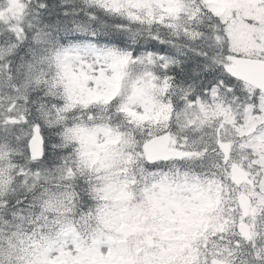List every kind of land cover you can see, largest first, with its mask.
<instances>
[{
  "label": "snow or ice",
  "instance_id": "6c2138e0",
  "mask_svg": "<svg viewBox=\"0 0 264 264\" xmlns=\"http://www.w3.org/2000/svg\"><path fill=\"white\" fill-rule=\"evenodd\" d=\"M0 264H264V0H0Z\"/></svg>",
  "mask_w": 264,
  "mask_h": 264
}]
</instances>
